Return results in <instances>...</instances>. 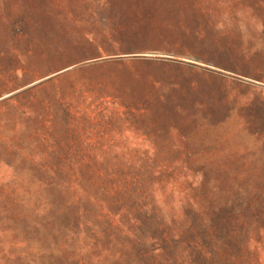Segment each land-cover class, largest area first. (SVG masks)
Listing matches in <instances>:
<instances>
[{"label": "rangeland", "instance_id": "obj_1", "mask_svg": "<svg viewBox=\"0 0 264 264\" xmlns=\"http://www.w3.org/2000/svg\"><path fill=\"white\" fill-rule=\"evenodd\" d=\"M193 263L264 264V0H0V264Z\"/></svg>", "mask_w": 264, "mask_h": 264}, {"label": "trees", "instance_id": "obj_2", "mask_svg": "<svg viewBox=\"0 0 264 264\" xmlns=\"http://www.w3.org/2000/svg\"><path fill=\"white\" fill-rule=\"evenodd\" d=\"M50 216H52V215H50V214H48V217H50ZM47 218V217H46ZM54 220V219H53ZM194 264V263H193Z\"/></svg>", "mask_w": 264, "mask_h": 264}]
</instances>
